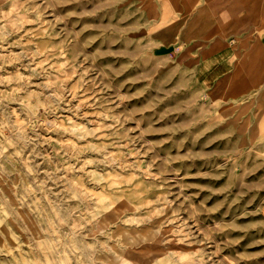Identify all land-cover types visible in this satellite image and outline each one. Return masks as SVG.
<instances>
[{
    "label": "rangeland",
    "instance_id": "obj_1",
    "mask_svg": "<svg viewBox=\"0 0 264 264\" xmlns=\"http://www.w3.org/2000/svg\"><path fill=\"white\" fill-rule=\"evenodd\" d=\"M195 2L0 0V264H264V74Z\"/></svg>",
    "mask_w": 264,
    "mask_h": 264
},
{
    "label": "crops",
    "instance_id": "obj_2",
    "mask_svg": "<svg viewBox=\"0 0 264 264\" xmlns=\"http://www.w3.org/2000/svg\"><path fill=\"white\" fill-rule=\"evenodd\" d=\"M191 8L195 11L189 15L180 40L192 63L196 56L219 48L224 53L218 51L217 55L226 56L230 51L226 42H232L241 57L237 69L240 75L233 84L231 76L225 77L219 92L244 94L254 88L258 76L264 74V0H196ZM175 48V44L157 45L155 56H164Z\"/></svg>",
    "mask_w": 264,
    "mask_h": 264
},
{
    "label": "bare ground",
    "instance_id": "obj_3",
    "mask_svg": "<svg viewBox=\"0 0 264 264\" xmlns=\"http://www.w3.org/2000/svg\"><path fill=\"white\" fill-rule=\"evenodd\" d=\"M169 27V26H168ZM187 48V47H186ZM190 56V55H189ZM187 57V56H186ZM178 60V59H177ZM180 61V60H179Z\"/></svg>",
    "mask_w": 264,
    "mask_h": 264
}]
</instances>
